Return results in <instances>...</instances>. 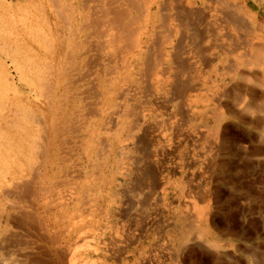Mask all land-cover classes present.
Segmentation results:
<instances>
[{"label":"bare ground","instance_id":"6f19581e","mask_svg":"<svg viewBox=\"0 0 264 264\" xmlns=\"http://www.w3.org/2000/svg\"><path fill=\"white\" fill-rule=\"evenodd\" d=\"M0 1L2 2V0ZM94 1L95 4L92 3ZM157 1L158 0H77V4L72 5L59 4L58 0L56 4H49L50 9L54 11L55 21H51L50 16L43 19V15L41 20H37L35 17L36 14H34L36 12L34 11H38L42 14L46 13V8L45 10L43 8L47 5L38 4V7L34 3L31 4L29 1L30 4H27L28 6L24 4L25 7H22V16L17 18L12 17L13 19L9 20L11 23L8 25H6V23L3 24L1 21L0 54L5 55L7 58L3 57L6 58L7 61H11V66L14 67L16 74L14 75L10 72L7 66L4 70L6 72L0 70V264H119V262L120 264H132V260L128 259L131 256L135 263L137 255L144 257L143 255L147 248H138L139 243L131 247L133 251L128 248L125 249L126 247L123 250L119 249L120 245H118V243L121 237H123L122 235L128 231L123 226L116 229V232L112 235L113 237L109 239L108 244L105 243L104 249L100 248L99 242L97 243V241L98 238H100L101 225L105 220L115 218L117 215L119 218H123L125 208L123 202L124 198L122 199L121 197V190L125 187L128 188L127 191L129 190L131 193L145 191L148 195L158 193L159 189V193L162 194L163 198L166 199L168 197L169 185L171 184L169 180L170 177L165 176L161 177V179L159 177L158 179H153L146 171V173H142L144 175L141 179L142 181L139 185L138 183L136 185V181L132 180L130 173L133 166H135L136 159H134V153L141 154L142 152L143 155H145L144 157H146L154 142H160L163 139L160 140L158 134L149 131L148 126L143 129L144 124L139 120V112L141 111L145 116L147 111H156V108H158L157 101L153 102V100L156 99L158 102L162 99L164 100V97L168 95L169 91L173 93L176 98L181 100L179 101L178 108L181 109L179 113L182 116L181 118L185 121L190 117V108L192 104L198 105L203 102L206 106H209L210 102L214 103L213 107L215 110L216 125L210 133V138L216 145L223 144L224 147L229 146L232 150H234L233 147H239L243 150L246 159H249V156L253 158V156L260 157L262 155L261 157H263L264 145L258 147V149L255 147L256 150H254L244 144L246 139L252 141L253 138L250 135L251 133H245L244 130L237 134H232L228 129L225 130L226 126L223 129L226 113L232 110L227 111V106L223 104L221 100L215 101V96L216 94L221 96L226 95L224 87L220 90L217 85L212 86L207 88L204 94L201 92L202 94H196L189 100L187 92L191 93V91H196V86L198 85L197 80L201 79L200 76L190 73L191 75L189 74V78L191 82L183 83L181 81L182 83H180V81H178L180 76L178 75L182 71H185V67L183 66L184 68H182V66H180L178 69L180 73L174 75V73L172 74L173 68L171 69V67L168 66V60L171 58H175L173 61L175 63L179 64L181 62L180 49H177V51L174 48L176 52L174 53L172 51L174 54L171 57V53H168L166 50V45L173 42L170 41L173 35H168L169 31H185V33L189 34L194 33L192 37L195 39L189 43L195 41V43L193 42V46L199 49V44L202 43L203 39L200 38L198 34V23H205L217 13V3H219L220 0H184V8L187 9L183 8L185 11L182 10V6L180 8V11L182 10L180 13L176 10L181 16H184L183 24H179L180 26H173L165 19L166 22L164 23H169L170 25L166 26L167 34L158 42L155 39V21L156 17L162 12L161 10L155 11L156 8H160ZM168 1L167 8L169 9L173 4L172 0ZM199 1L203 2V4H201L204 5V7L198 5ZM240 2L245 9V14L249 16V18L254 19V16L246 8V1L240 0ZM8 3L6 5L1 3V5H3L2 8H9ZM177 6L179 7L180 5ZM177 6L174 7L177 9ZM225 8L224 12L229 9L228 6H225ZM229 11L231 10L229 9ZM67 12L70 13V17L68 21H66V26H64V24H61L60 20L62 15ZM241 12L243 11L241 10ZM236 15L238 16V14ZM166 16H171V14L167 13ZM225 16L227 23H237L235 20L233 22L232 16L229 13L225 12ZM222 18L224 19V16ZM241 20L242 19H240V22L242 23ZM244 21L245 19L243 22ZM222 22L224 23V21ZM239 23L237 24L239 25ZM207 25L205 28H207ZM225 27L227 26L225 25L221 29ZM258 27V30L262 31L264 23L258 22ZM211 29L212 27L209 30ZM213 29H215V27ZM229 30V32H231V29ZM204 32H206V30ZM216 32L215 34L219 31ZM163 33H165V31ZM242 34L240 33V35ZM235 37H237V35ZM87 38H90L93 44L88 43ZM236 41L238 42V40ZM240 41L242 42V40ZM227 42L229 41H226V43ZM220 43H222V41H219V46ZM246 44L250 43L247 42ZM241 47L242 46H240V48ZM90 49H92L95 54H92L93 56L88 58L84 55H86V51L89 52ZM211 49H213V47ZM192 51L194 50L192 49ZM220 53L224 54L222 51ZM256 57L257 58L254 57L256 61H263L264 64V44L256 51ZM214 58L212 57L213 60ZM254 59L252 61H255ZM231 61H241V58H233ZM232 62L229 63L228 61L229 66ZM2 64L5 65L6 61H2ZM208 64H210L209 61L206 62L207 66ZM80 66L83 67L85 74H79L81 71ZM175 66H177V64ZM230 68L232 67H229L228 70ZM253 68L254 66L241 73L239 71H234L235 75H239V78L243 79L245 83V85L241 87L242 89H239L236 93L234 101L237 102L240 108L249 114L256 112L263 114L260 118V115L257 117L259 119L256 120V124L261 127L260 131L263 132L262 137L264 138V68L262 72H260L261 74L258 72L259 70L256 71V69ZM207 69L208 68H206V71ZM187 71L188 70L185 72ZM229 71L231 72L232 70L230 69ZM92 72L96 74L94 79L92 78ZM140 79L144 82V91L142 94H144L145 97V101L141 102L138 100V86L140 87V85L137 83ZM75 80L86 82V84H84L86 88L81 93V97L72 96V87L75 86ZM238 81H236V83ZM87 82L89 84H87ZM235 90H237V88L234 89V91ZM167 102L168 101L165 99L161 104L165 106ZM241 113L243 114V112ZM249 116L247 115V117ZM254 117L256 116L254 115ZM235 118H237L236 115ZM146 122L147 121L144 123ZM168 122L169 123H164L162 121V126L165 128L171 127L170 121ZM244 123L249 124L248 121ZM139 132L142 133L141 136ZM186 133H188V131ZM200 133H202V131ZM262 139H260V144L261 142L264 143ZM174 140H176V138ZM75 150L80 152L81 156L85 157L89 164L91 163L90 169L87 163L86 168L88 169L82 170L84 173L80 172L76 174L73 169L71 170L70 165L72 164L71 161ZM175 150H177V148ZM236 154L237 153H235V155ZM155 155L156 154H154V156ZM152 158L153 157H151V159ZM157 158H159V156ZM240 159L242 158L240 157ZM155 160L157 161V159ZM76 161H78V159ZM76 161L74 162L76 163ZM68 162L71 164H68ZM82 165L84 166V162ZM168 167L165 171L170 173L171 171L169 172ZM246 167L249 168L250 175L252 172L251 165H246ZM158 169L156 165L153 167L152 171L158 172L159 174L160 172ZM163 172L164 171H162V173ZM191 173L192 172H190V174ZM207 173H205V176ZM212 174L211 172V176ZM139 175L140 174L137 176L140 177ZM207 175L210 176V174ZM155 177H157V175H155ZM119 178H123V181L119 182ZM262 179H264V177ZM262 179L260 180L261 184H264ZM253 181L254 178L250 180V188L253 186ZM203 185H205V183ZM208 188L203 190L201 194V207L192 206L190 214L186 217L185 215L180 216L179 213L177 214L180 216L179 219L185 217L186 225L189 227L188 231L186 229L182 231L181 229L179 241L180 243L182 242V244L190 242L188 237L192 234L191 231H193V233H196V238L199 240H207V243L201 244V250L226 253V257L228 256L230 260L232 259V263L230 264H240V262L236 261L237 259L234 261V258L237 256H235L234 252L237 251V248H234L231 242L223 243V241L214 237V231L220 228L217 224L219 214L216 212L217 210L214 209V196H212L214 193L212 194L211 190ZM136 200L138 201V199ZM151 201L145 200L144 205L149 208ZM159 202H161V200ZM242 204L244 203L242 202ZM120 207L121 210H119ZM145 211L147 213L146 209ZM247 217L244 211H242V224H240V228L245 227V230H251L254 228V222H251L252 219L248 220ZM260 218L263 219L262 217ZM224 220L225 226L230 230L234 222L227 217H224ZM134 223L136 224V221ZM152 227V223L144 227V235L142 238H146L149 235L148 233L154 228ZM159 227L162 230L164 228V226ZM213 228L216 229L214 230ZM226 234H228L227 231ZM131 235V239H134L135 234L130 233V236ZM217 235L220 238L219 233ZM103 237L105 236H102V238ZM135 242L141 241L136 239ZM9 247L11 249H9ZM227 249H232V252H228ZM262 252L264 254L262 247L257 246L255 248L254 257L256 259H251L248 263L261 264V260H258L257 255ZM182 261L185 262L184 259H182ZM147 264L152 263L149 261Z\"/></svg>","mask_w":264,"mask_h":264},{"label":"rangeland","instance_id":"374dc122","mask_svg":"<svg viewBox=\"0 0 264 264\" xmlns=\"http://www.w3.org/2000/svg\"><path fill=\"white\" fill-rule=\"evenodd\" d=\"M13 1L14 0H5V1L2 0V2L0 1V15L2 14L0 17V25H1V21L3 22V24L6 23V25H8L9 23H11V21H9L10 19L12 20L13 18H17V17L22 16V12H21L23 10L22 7H25V5L28 6L30 3L31 4L34 3L36 6H38V4H41V5L46 4L47 5L43 8L44 10L46 8V13L42 14V13H39L38 11H34L36 13L33 12L34 14H36L35 17L37 20H41V17L43 15V19L48 18L50 16L51 21H55L54 11L50 9L49 4L50 3L56 4L58 2V0H15L14 2ZM29 1H30V3H29ZM107 1H110V0H107ZM245 1H246V8L254 16V19L249 18V16H247L245 14V9L242 6L240 0H231V1H229V0L228 1L227 0L221 1L220 0L219 3H217V8H218L217 13H215L210 19H208L209 22L206 21L205 23H203V22L198 23V34L200 35V38L203 39L202 43L199 44V47H198L199 49H197L196 47L193 46V42L195 43V41L189 43L190 41L195 39L192 37V35L194 33L189 34V33H185V31H178L179 33L169 31L168 35H170V34L173 35V37L171 38L170 41H173V42L166 45V50L168 51V53L169 52L171 53L170 57L173 56V54L176 52L177 49L178 50L180 49L179 51H181V56H180L181 62L179 64L173 62L175 60V58H173V59L171 58L168 60V66H170L171 69L173 68L172 74L174 73V75H176V73H177V75H178V73H180L178 70L180 66H182V68L185 67L184 68L185 71L188 70L187 72L182 71L178 75L180 77L186 76V77H184L185 79L182 77L181 78L179 77L178 81H180V83H182V82L183 83L184 82L190 83L191 82V80L189 78L190 73L196 74L197 76H200V78H201L200 80H197L198 85L196 86V91H191V93L187 92V94L189 95V97H188L189 100L191 97L195 96L196 94H199L201 92L204 94L205 90L207 88L212 87V86L217 85L220 90H222L224 87L226 95L221 96V95L216 94V96H215V101H218V100L223 101V104H225L227 106V108H226L227 111L232 110L231 112L226 113V120L223 122V129L226 126L225 130L228 129V131H231L230 133H232V134H235V133L237 134V133L244 131V130H245V133H247V132L249 134L251 133L250 135L253 138L252 141L250 139H246V141H244V144L251 147V149L256 150L255 147H257V149H258V147L264 145V143H262V142L260 144V141H261L260 139L263 138L262 137L263 132L260 131L261 127L256 124L257 123L256 120L259 119L263 114L260 112L249 114L248 112H246L242 108H240L238 106L237 102L234 101L236 93L239 91V89H242L241 87H243V85H245L244 80L239 78V75H237V74L235 75V72H238V71L240 73L245 72V70H248L249 68L254 66L253 69H256V71L259 70L258 72L260 73V72H262V69L264 68L263 61H256V59H254V57L257 58L256 57V51L258 50V48H260V46H262L264 44V28L262 31L258 30L259 29L258 22L264 23V0H245ZM6 2L7 3L9 2L8 3L9 8H7V9L2 8L3 5L7 4ZM1 3H4V4L1 5ZM58 3L59 4H72V5H74V4H77V0H59ZM92 3L95 4V1ZM157 3H158L160 8L159 9L156 8L155 11L161 10V12H162L159 16L156 17V21H155V29H156L155 39L158 42L161 40V38L164 35L167 34L166 26H169L170 24L173 26L174 25L180 26L179 24H183L184 16H181V14H179V13L182 10L187 9V8H184V6H185L184 0H172L173 5L170 6L171 7V8H169L170 10L167 8V4L169 3L168 0H158ZM201 3L203 4V2L199 1L198 5L200 7H204V5H202ZM231 3H233V4H231ZM164 5H165V7H164ZM177 5H180V6L178 7ZM174 6L175 7L177 6V9ZM225 6H228V8L231 10V11H229V9H228L225 12L229 13L232 16L233 22L235 20V22L239 23L240 19H242L241 20L242 23L240 22L239 25L237 23L234 24L232 22L230 23L231 25L229 23H227V21L225 19V17H226L225 12H224V9H226ZM180 8L182 9L181 11H180ZM176 10H178L179 13ZM221 10H223V11H221ZM241 10L243 12H241ZM3 11H4V13H3ZM166 12L170 13L171 16H166V14H167ZM14 14H16V15H14ZM65 14H67V15H65ZM236 14H238V16ZM234 15H236V16H234ZM242 15H243V17H242ZM163 16H165V17H163ZM221 16L222 17L224 16V19ZM69 17H70L69 12L64 13L61 17V20H60L61 24H64V26H66V24H67L66 21H68ZM165 19L168 20L167 22H169L170 24L169 23L165 24L164 23V22H166ZM244 19H245V21L243 22ZM259 19H260V21H259ZM213 21H214V23H213ZM222 21H224V23ZM256 21H257V23H256ZM217 23H220V24H217ZM222 23H223V25H222ZM206 25H207L208 29L205 28ZM225 25L227 27H225L224 29H221ZM218 26H220V27H218ZM211 27H212V29L215 27L216 30L215 29L209 30ZM229 29H231V32H229L230 31ZM236 29H237V31H236ZM205 30H206V32H204ZM164 31H165V33H163ZM216 31L217 32L219 31V32L217 33ZM215 32L217 34H215ZM158 33H160V34H158ZM161 33H163V34H161ZM240 33L241 34L243 33L242 34L243 36L240 35ZM222 34L225 36H223ZM236 35H237V37H235ZM190 36H191V38H190ZM248 36L249 37L251 36V37L249 38ZM240 37H241V39H240ZM243 38H245V39H243ZM247 38L249 41L247 40ZM231 39H232V41H231ZM225 40L229 41L230 43L229 42L226 43ZM236 40H238L239 43ZM240 40H242L243 43ZM87 41H88V43L93 44V42L90 38H87ZM183 41H184V43H183ZM219 41L220 42L222 41V43H223V44L220 43V46H219ZM233 42H234V44H233ZM240 42H241V44H240ZM247 42L250 44H246ZM201 44H202V46H201ZM217 44H218V48H217ZM225 44H227V45H225ZM207 45H209V46H207ZM232 45H234V46H232ZM182 46H184V47H182ZM240 46H242V47L244 46V47L240 48ZM212 47H213V49H211ZM169 48H170V50H169ZM192 49L194 51H192ZM235 49H238L239 51L235 50ZM182 50H183V54H182ZM184 50H185V52H184ZM221 51L224 54H221L220 53ZM244 51H246V52H244ZM87 52L88 51H86V55H84V56H87L88 58L95 54V52L92 49H90L88 53ZM207 52H208V54H207ZM227 52H229V53H227ZM200 53H201V55H200ZM236 54H239V55H236ZM224 55H225V57H224ZM3 56L6 57L5 55L0 54V68H1L0 70L4 71L6 69V66H7L9 68V71L15 75L16 73H15L14 67L11 66L12 65L11 61L10 60L7 61V59H6L7 57L4 58ZM212 57L213 58L216 57V58H214L215 61L212 59ZM233 58L234 59L241 58V61H235V62L233 61L232 62L231 60ZM182 59H183V61H182ZM253 59L255 61H252ZM2 61L3 62L6 61V64L5 65L2 64ZM189 61H191V62H189ZM192 61H194L196 64ZM205 61L206 62L209 61L210 64H208V66H207ZM228 61H229V63L232 62L230 64V66H229ZM176 64H177V66H175ZM189 65H191V66H189ZM225 65H226V67H225ZM257 65H258V67H257ZM229 67H232V68H230L232 70L231 72L229 71L230 69L228 70ZM206 68H208L207 71H206ZM237 68H238V70H237ZM80 69H81V71L79 72V74L80 75L82 73L85 74L82 66H80ZM218 69H219V71H218ZM4 72H6V71H4ZM91 74H92V78L94 79L96 77V74H93V72ZM221 74H223V75H221ZM208 79H210V80H208ZM75 81H76L74 84L75 86L72 87V89H73L72 90V96L73 97H81L82 96L81 93L86 88V86L84 85V84H86V82H81L80 80L79 81L75 80ZM236 81H238V82L236 83ZM137 83H138V85H140V87L138 86V92H139L138 93V100L140 102L145 101L144 94H142L144 91L143 90L144 89V87H143L144 82L140 79L137 81ZM240 83L242 86L240 85ZM87 84H89V83L87 82ZM236 88H237V90L234 91V89H236ZM229 90H232L233 92L229 91ZM259 90H260V88H259ZM228 94H229V96H228ZM229 97H231V98H229ZM164 98L169 102V103L167 102V104L165 106L163 104H161V102L165 101V99L164 100L162 99L160 102H158V100L154 99L153 102L157 101L156 103L158 105V108H156V111H149V112L147 111L145 116L143 115V113H141V111L139 112V120L142 124H144L143 129L148 126L149 131H153L156 134H158L160 136V138H159L160 140L162 138L163 139L160 142H154V144L150 147L149 153L146 157H144L145 155H143L142 152H141V154L140 153H138V154L134 153L135 154L134 159H136V161H135V166H133V169L130 173V176H131L132 180L136 181V185H137V183L139 185V183L142 181L141 179L144 176L142 173H144V172L146 173V171L148 174H150V177L153 179H155V178L158 179V177L161 179V177H165V176L170 177L169 180H170L171 184L169 185L168 197L166 199L163 198L162 194L159 193L160 192L159 189H158V193H153L152 195H148V193H146L145 191L144 192L138 191V193H134V192L131 193V191L130 192H129V190L127 191L128 188L125 187L123 190H121L122 191L121 197H122V199L124 198L123 202H124V208H125V210H124L125 212H123V218L121 219L117 215L115 218H111L110 220L109 219L105 220L101 225V230H100V234H99L100 238H98L97 243L99 242L100 248L104 249L105 243L108 244L109 239L111 237H113L112 235H114V233L116 232V229L118 227L123 226L128 231H126L122 235L123 237H125V236L126 237L125 238L121 237V239L119 241L120 244L118 243V245H120L119 246L120 250H123L125 247H126L125 249L128 248V249L132 250L131 247L136 246L137 243H139L138 248H140V249L147 248L146 252L143 255L144 257H142V256L140 257L137 255L136 263H135V261H133L132 256L128 255V256H131L128 259L132 260V264L133 263L134 264H140V262H141V264L142 263L147 264L149 261L152 264H198V263L199 264H230V263H232V259L230 260V257H228V256L226 257V253L225 254L223 252L218 253V252L210 251V250L206 251L204 249L201 250V248H200L201 244L207 243V240L206 239H200L199 240L198 238H196V233H193V231H191L192 234L189 235V237H188L190 242H188V243L186 242V243L182 244V242L180 243V241H179V239L181 237V233H180L181 229H182V231H184L185 229L187 231L189 230V227L186 225V222H185V217L190 214V210H191L192 206H194V205L197 207L202 206V202H201V198H200L201 194H202L203 190H205L209 187L208 189L211 190V193L212 194L214 193L212 195V196H214L213 197L214 206H215L214 209L217 210L216 212L219 214V219H217V224L220 226V228H217V229L215 228L216 231H214V237L223 241V243L224 242L225 243L231 242L232 246L234 245V248H237V251L234 252L235 256L237 255L234 258V261L237 259L236 261L240 262V264H249L248 262L251 259H256L254 257H255V248L257 246L262 247V249L264 250V217H263L264 216V184L263 183L261 184V181H260L264 177L263 176L264 175V155H263V157H261L262 155L260 157L259 156L258 157L253 156V158H252V156H249V159H246L244 156L243 150L240 149L239 147H233L234 150H232V148L229 146L224 147L223 144H221V145L217 144L216 145L213 141H211L210 133L216 125V119H215V114H214L215 110L213 107L214 106L213 102H210L209 106H206L203 102H201V104H198V105L192 104L190 109L191 110L193 109L192 111L194 113L190 110V117L188 120L186 119V121H185L184 119L181 118L182 116L179 113L181 109L178 108L179 103H180L179 101H181V100L176 98L173 93H170V91L168 92V95H166ZM231 107H233V108H231ZM239 111L243 112L244 115ZM246 114L248 116L249 115L250 116L247 117ZM235 115L237 118H235ZM254 115L256 117H254ZM245 116H246V118H245ZM258 116H259V118H257ZM240 117H241V119H240ZM145 121H147V122L144 123ZM162 121L164 123H169L168 121H170L171 127L165 128L164 126H162ZM243 121L244 122L248 121L249 124L244 123ZM181 124H183V125H181ZM202 125H203V127H202ZM199 130H200V132L202 131V133H200ZM173 131H174V134H173ZM187 131H188V133H186ZM140 132H142V131H140ZM140 132H139V135L141 136L142 133H140ZM159 132L161 133V135ZM139 135H138V137H139ZM184 135H185V137H184ZM179 136H181V137H179ZM255 137H257V138H255ZM166 138H168V139H166ZM173 138L174 139L176 138V140H174ZM262 140L264 141V138ZM209 141H210V143H209ZM163 142H164V144H163ZM196 142H198V143H196ZM162 147H163V149H162ZM204 147H205V149H204ZM218 147L220 149L223 148L224 150L223 149L220 150ZM176 148H177V150H175ZM74 149H76V148H74ZM203 149L205 150V152ZM75 151L73 152V159L71 161L72 164L69 162H68V164H71L70 165L71 170L73 169L76 174H79L80 172L84 173V171H82V170L88 169V168H86L88 162L85 159V157L81 156L80 152H78L77 150H75ZM166 151H167V153H166ZM238 151H239V153H238ZM235 153H237V154L235 155ZM154 154H156L157 156L156 155L154 156ZM164 154H166V155H164ZM208 155H209V157H208ZM239 155L242 159H240ZM158 156H159V158H157ZM74 157H75V159H74ZM151 157H153V158L151 159ZM217 158H218V160H217ZM77 159H78V161H76ZM155 159H157V161ZM74 161H76V163ZM81 162L82 163L84 162V166L82 165ZM136 163H137V165H136ZM206 163H208V164H206ZM88 165H89V169H90L91 163L90 164L88 163ZM156 165H157V168H159L158 169V171L160 172L159 174H158V172L152 171L153 167ZM165 165L167 167L169 166L168 170H169V172L171 171L170 173H167L165 171L167 169V167ZM176 165H177V167H176ZM246 165H251V171L252 172L250 175H249V168H247ZM78 168H79V170H78ZM136 168H137V170H136ZM200 168H201V171H200ZM148 171H151V172H148ZM162 171H164L163 172L164 174L162 173ZM190 172H192V173L190 174ZM207 172H209V173H207ZM211 172L213 173L212 176H211ZM161 173H162V176H161ZM205 173L210 174V176H208L207 174L205 176ZM138 174H140L139 175L140 177L137 176ZM155 175H157V177H155ZM252 178H254V181H253V186L250 188L249 184H250V180ZM118 181L122 182L123 178H119ZM262 181L264 182V179H262ZM204 183H205V185H203ZM210 184H211V186H210ZM130 194H132V195H130ZM125 199H127V200H125ZM136 199H138V201ZM145 200L146 201L152 200L149 208L144 205ZM160 200H161V202H159ZM197 202H199V203H197ZM242 202L245 205L242 204ZM152 204H154V205H152ZM157 204H158V206H157ZM136 205H138V206H136ZM141 208H143V209H141ZM145 209L147 210V213H146ZM119 210H121V207L119 208ZM242 211H244V214L246 216H248L247 217L248 220L252 219L251 222H254V228L251 229L252 231L250 229L245 230L246 229L245 227L240 228V224H242L241 223L242 222V218H241ZM178 213L180 216L185 215V217L183 219H179L180 216L177 215ZM125 215H127V216H125ZM259 216L262 217L263 219H261ZM224 217L230 218L234 222V225L231 226L230 230L225 226ZM123 219H125V220H123ZM127 220H128V222H127ZM145 220L146 221L148 220V221L146 222ZM135 221H136V224L134 223ZM150 223L153 224L154 228L152 227L153 228V229H151L152 231H150L148 233L149 235L146 238H142V236L144 235L143 234L144 233V227ZM184 223H185V225H184ZM154 224L156 225V227ZM164 224L166 225V227ZM262 224H263V226H262ZM182 225H184L183 226L184 228L181 227ZM159 226H164V228L166 230L164 228L162 230ZM135 227H136V229H135ZM220 231H221V233H220ZM226 231L228 232V234H226ZM129 232L135 234L134 239H131L132 235L130 236ZM218 233L220 235V238L217 235ZM178 234H180V235H178ZM227 235H229V236H227ZM102 236H105V237L102 238ZM128 238H130V239H128ZM136 239H139V241H141L142 243L141 242H135ZM94 244H95V242H94ZM252 244H253V247H252ZM249 247H252V248H249ZM9 249H11V248L9 247ZM150 249H151V252H150ZM231 250L232 249H227L228 252H232ZM147 253H148V256H147ZM262 255H263V257H262ZM138 258H140V259H138ZM257 258L259 261L261 260V264H264L263 252L258 254ZM182 259H184L185 262L182 261ZM252 261H254V260H252ZM6 263H8V262H6ZM119 264H120V262H119Z\"/></svg>","mask_w":264,"mask_h":264}]
</instances>
